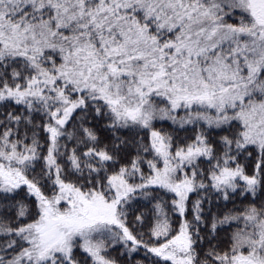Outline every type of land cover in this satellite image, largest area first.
Listing matches in <instances>:
<instances>
[{
	"label": "snow or ice",
	"instance_id": "6c2138e0",
	"mask_svg": "<svg viewBox=\"0 0 264 264\" xmlns=\"http://www.w3.org/2000/svg\"><path fill=\"white\" fill-rule=\"evenodd\" d=\"M0 264H264V0H0Z\"/></svg>",
	"mask_w": 264,
	"mask_h": 264
}]
</instances>
